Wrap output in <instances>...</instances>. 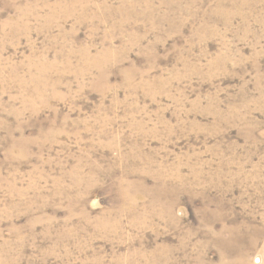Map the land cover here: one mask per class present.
<instances>
[{
	"label": "rangeland",
	"instance_id": "obj_1",
	"mask_svg": "<svg viewBox=\"0 0 264 264\" xmlns=\"http://www.w3.org/2000/svg\"><path fill=\"white\" fill-rule=\"evenodd\" d=\"M0 264H264V0H0Z\"/></svg>",
	"mask_w": 264,
	"mask_h": 264
}]
</instances>
